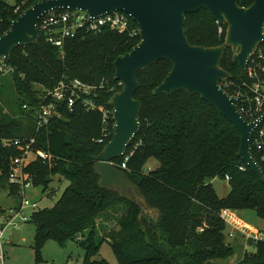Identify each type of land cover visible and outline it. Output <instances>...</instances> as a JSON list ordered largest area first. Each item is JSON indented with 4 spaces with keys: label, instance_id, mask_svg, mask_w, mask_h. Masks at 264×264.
Instances as JSON below:
<instances>
[{
    "label": "trees",
    "instance_id": "obj_1",
    "mask_svg": "<svg viewBox=\"0 0 264 264\" xmlns=\"http://www.w3.org/2000/svg\"><path fill=\"white\" fill-rule=\"evenodd\" d=\"M35 1L15 0L10 6L0 0V35L9 28L8 20ZM237 3L247 7L251 0ZM131 26L136 24L131 22ZM225 32L226 25L216 23L204 8L186 14L184 33L192 45H220ZM139 40V34L104 27L96 33L78 31L59 49L40 31L37 43L13 48L5 61L13 71L0 74V141L36 136L38 146L54 159L48 163L33 160L25 167L35 176V186L44 192L47 178L56 175L67 181L52 207L31 214L36 260L48 240L59 244L74 240L85 251L82 264H109L105 259H93L103 242L110 245L118 264H264V241L252 239L246 244L253 251H244L233 263L224 262L234 256L235 246L226 241L222 210L252 209L264 219V183L237 156L240 133L214 106L183 90L153 94L171 69L169 61L160 60L137 72L139 87L134 98L141 102L140 129L125 155L113 160L138 187L147 207L158 213L129 201L117 190L99 186L94 157L113 134L112 119L105 126L100 110H88L77 100L73 110H63L46 128L36 129L33 107L41 102L44 89L53 88L61 78H78L94 87L88 98L110 109V97L122 87L113 80V62ZM220 66L230 74L227 80L233 85L247 80L233 62L230 47ZM220 83L231 93L223 80ZM15 154L0 145L5 169ZM252 154L258 160L254 150ZM150 158L158 166L146 172ZM226 176L229 191L221 197L211 180H225Z\"/></svg>",
    "mask_w": 264,
    "mask_h": 264
},
{
    "label": "water",
    "instance_id": "obj_2",
    "mask_svg": "<svg viewBox=\"0 0 264 264\" xmlns=\"http://www.w3.org/2000/svg\"><path fill=\"white\" fill-rule=\"evenodd\" d=\"M201 8L216 23L226 25L222 44L205 47L189 43L184 33L186 14ZM53 10H79L91 18L121 11L138 27L139 42L113 62V80L121 82L122 87L107 103L112 109V138L94 157L93 169L100 187L117 190L129 201L158 213L147 207L138 187L113 160L125 155L140 129L141 102L134 98L139 87L137 72L160 60L169 61L171 69L153 94L169 95L183 90L214 106L240 133L237 156L264 183V172L252 154L250 143L257 121L248 122L238 111L237 98L220 86L222 80L230 78L220 66L225 49L230 47L233 62L245 76L251 56L264 40V0H251L247 7L239 6L237 0H36L17 18L8 20L9 28L0 35V59L8 61L15 47L37 43L38 20ZM51 180L49 177L46 181Z\"/></svg>",
    "mask_w": 264,
    "mask_h": 264
},
{
    "label": "built area",
    "instance_id": "obj_3",
    "mask_svg": "<svg viewBox=\"0 0 264 264\" xmlns=\"http://www.w3.org/2000/svg\"><path fill=\"white\" fill-rule=\"evenodd\" d=\"M18 10V7L15 11ZM133 20L124 12H110L91 18L86 12L79 10H53L45 13L37 23L39 32L45 36V40L59 49L63 48L65 40L75 37L78 31L99 32L107 27L119 33L129 32L134 36L139 34L138 27L131 26ZM135 23V22H134ZM136 24V23H135ZM222 33V28H218ZM13 69L5 60L0 59V74H8ZM264 40L259 44L251 56L245 76L247 80L240 85H233L227 79L223 80V86L231 89L230 95L237 98L238 111L248 122H255L252 135L250 137L251 151L254 150L258 156L257 163L264 172V118L262 117L264 107ZM119 82V81H118ZM119 84H122L119 82ZM221 86V83H220ZM222 87V86H221ZM223 88V87H222ZM94 87L87 85L78 78H61L51 89H44L40 94L41 102L33 107V117L36 129L46 128L53 119L60 118L63 110L71 111L77 100L88 110H100L102 122L106 126L112 119V109H105L104 106L97 105L95 100L88 98ZM224 90V88H223ZM24 109H29L23 105ZM113 121V120H112ZM36 136L10 137L0 141L2 148L16 151L8 159V168L3 167L0 160V262L3 264V239L7 229L18 230L28 223L31 214L43 207L38 201H34L30 192L35 193L34 177L31 172H27L25 167L33 160L51 162L54 156L37 144ZM121 167L125 168V161ZM114 164V162H113ZM244 169V166H240ZM149 169H145L147 172ZM229 179L226 176V181ZM36 194V193H35ZM222 216V213H221ZM223 218V216H222ZM225 221V219L223 218ZM226 223V221H225ZM232 236V231L228 234ZM246 239L253 241L263 240L264 232ZM68 264H71L68 261Z\"/></svg>",
    "mask_w": 264,
    "mask_h": 264
},
{
    "label": "rangeland",
    "instance_id": "obj_4",
    "mask_svg": "<svg viewBox=\"0 0 264 264\" xmlns=\"http://www.w3.org/2000/svg\"><path fill=\"white\" fill-rule=\"evenodd\" d=\"M8 5L13 6L15 0H4ZM114 165H116L114 163ZM158 162L150 158L145 167L155 169ZM211 183L221 197L225 196L229 191V185L226 180L213 178ZM67 185L66 180H62L59 176H54L49 182L47 189L43 192L41 187L35 188V193L30 192L34 201H38L41 207H52L55 201L60 197L63 189ZM222 216L226 221L224 230L226 241L235 246V254L225 263H233L237 261L244 251H253V247L247 245L246 234L249 237H255L264 232V219L259 218L252 209H230L224 208ZM113 223V221L111 222ZM228 224V225H227ZM234 225L242 227V231L230 230ZM232 231V236H228ZM35 227L32 223L24 224L20 229H7L4 232L3 239V264H82L84 261L85 251L76 241L69 240L64 244L56 241L48 240L40 250V260L37 261L35 250L32 247ZM93 259H105L109 264H118L110 245L103 242L100 245L99 252ZM1 264V262H0Z\"/></svg>",
    "mask_w": 264,
    "mask_h": 264
},
{
    "label": "crops",
    "instance_id": "obj_5",
    "mask_svg": "<svg viewBox=\"0 0 264 264\" xmlns=\"http://www.w3.org/2000/svg\"><path fill=\"white\" fill-rule=\"evenodd\" d=\"M145 169H149V170H150V168H146V167H145ZM226 194H227V193H226ZM227 225H228V224H227ZM241 228H242V227H240V226L234 225V228H230V230H232V229H233V230H234V229L236 230V229H237V230H239V231H242L243 228H242V229H241ZM228 233H229V231H228Z\"/></svg>",
    "mask_w": 264,
    "mask_h": 264
}]
</instances>
